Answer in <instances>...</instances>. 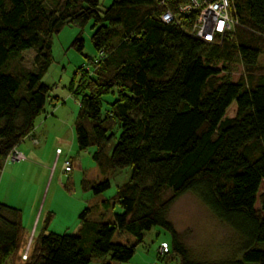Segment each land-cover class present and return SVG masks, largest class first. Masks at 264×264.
I'll return each instance as SVG.
<instances>
[{
  "label": "trees",
  "instance_id": "1",
  "mask_svg": "<svg viewBox=\"0 0 264 264\" xmlns=\"http://www.w3.org/2000/svg\"><path fill=\"white\" fill-rule=\"evenodd\" d=\"M48 1L0 0V172L52 100L44 77L54 63V37L67 25L93 22L99 57L81 68L72 89L80 98L77 147L95 149L105 176L128 168L132 174L103 203L122 207L114 221L89 220L94 207L81 214L77 234L60 235L49 232L50 213L30 239L26 264H90L107 256L126 263L154 227L171 232L164 256L180 264H264L257 247L264 243V0H232L238 24L220 44L190 35L193 17L179 11L184 0H165L177 19L169 24L161 20L164 0H113L103 12L99 0H57L52 7ZM72 46L83 51L81 34ZM29 50L37 70L11 71ZM233 104L236 115L226 117ZM82 184L96 195L111 187L108 179ZM189 192L242 238L239 258H191L167 221ZM123 233L136 242H115ZM27 236L21 211L0 203V264H19Z\"/></svg>",
  "mask_w": 264,
  "mask_h": 264
},
{
  "label": "rangeland",
  "instance_id": "2",
  "mask_svg": "<svg viewBox=\"0 0 264 264\" xmlns=\"http://www.w3.org/2000/svg\"><path fill=\"white\" fill-rule=\"evenodd\" d=\"M54 1L57 0H49L47 6L52 7ZM99 1L102 12L113 2ZM79 34L84 40L82 52L72 46ZM92 34L93 22H90L85 27L67 25L54 37V63L44 77V83L52 89V100L36 120L34 132L17 148L26 155V159L19 162L7 160L0 172V203H7L21 211L28 234L25 241L27 248L32 247L31 235L41 231L49 212L54 215L49 232L60 235L77 234L82 221L80 216L87 209L99 207L88 214L87 218L93 221L112 222L116 214L123 213L119 204L113 203L105 208L103 203L116 196L118 188L131 178L132 170H115L105 176L92 158L95 149L80 151L76 143L74 123L80 98L72 89L79 84L81 68L87 69L91 60L99 57L92 44ZM35 55L34 50L24 52L23 61H12L10 70L36 71ZM261 63L264 64V57ZM112 99V96H108L105 101ZM236 111L237 107L233 104L226 117H234ZM117 138L110 150L117 143ZM57 149L61 150V154H58ZM67 160L74 163L72 172L68 173L64 171ZM106 179L110 181L111 187L99 195L92 190H85L82 184L84 180L101 183ZM263 191L264 185L261 186L260 194ZM260 207L258 202L256 208ZM167 221L195 260L219 263L240 257L242 238L219 220L195 193L189 192L180 197L171 206ZM114 241L136 242L128 233L117 235ZM162 242L172 248L171 232L154 227L145 233L144 242L137 247L135 256L129 262H114L107 256L90 264H180L177 256L170 254L166 258L159 255ZM257 247L264 250V243H259ZM19 264H26L23 256Z\"/></svg>",
  "mask_w": 264,
  "mask_h": 264
},
{
  "label": "built area",
  "instance_id": "3",
  "mask_svg": "<svg viewBox=\"0 0 264 264\" xmlns=\"http://www.w3.org/2000/svg\"><path fill=\"white\" fill-rule=\"evenodd\" d=\"M232 0H184L180 5L179 11L183 15L193 17V26L190 31V35L196 39L220 44L224 35L233 31L234 27L238 24L231 15L230 7ZM163 4L166 6V11L161 16V20L164 23H176L177 19L174 12L167 7L165 0ZM103 55H101L102 57ZM61 154V150L58 151ZM26 159V155L14 149L9 157L8 161L19 162ZM73 163L70 160L65 161L64 171L72 172ZM29 247L27 248L23 259L28 258ZM169 252V246L166 242H162L159 248V255L164 256ZM154 264H159L155 262Z\"/></svg>",
  "mask_w": 264,
  "mask_h": 264
},
{
  "label": "crops",
  "instance_id": "4",
  "mask_svg": "<svg viewBox=\"0 0 264 264\" xmlns=\"http://www.w3.org/2000/svg\"><path fill=\"white\" fill-rule=\"evenodd\" d=\"M60 149H57V152L59 151ZM59 154V153H58ZM73 162V161H72ZM73 168H74V163H73ZM4 204H7V203H4ZM8 205V204H7ZM51 212H49L48 214H50ZM48 214H47V216H48ZM47 218V217H46ZM46 221V220H45ZM43 227H44V225H43ZM50 227V226H49ZM80 228H81V226H80ZM32 236H34L33 234L31 235V238H32ZM30 238V239H31Z\"/></svg>",
  "mask_w": 264,
  "mask_h": 264
}]
</instances>
